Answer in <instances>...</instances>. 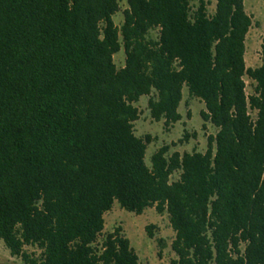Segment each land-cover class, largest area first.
<instances>
[{"label":"trees","instance_id":"16d2710c","mask_svg":"<svg viewBox=\"0 0 264 264\" xmlns=\"http://www.w3.org/2000/svg\"><path fill=\"white\" fill-rule=\"evenodd\" d=\"M125 2L116 26L120 0H0V240L24 264H141L121 228L104 234L116 203L167 215L170 264H264V36L246 68L244 0ZM183 89L216 133L147 165L135 105L173 127Z\"/></svg>","mask_w":264,"mask_h":264},{"label":"rangeland","instance_id":"374dc122","mask_svg":"<svg viewBox=\"0 0 264 264\" xmlns=\"http://www.w3.org/2000/svg\"><path fill=\"white\" fill-rule=\"evenodd\" d=\"M199 0H191V5L196 6ZM207 3V10L209 14L214 12L215 0H204ZM244 7L246 13L251 17L252 26L246 36L245 41V65L246 68L254 69L260 66V44L264 36V0H244ZM121 12L113 16V21L116 26L122 23V10L126 8L125 0H120ZM152 36H156V32H152ZM113 61L117 69L124 65L125 54L121 49L114 55ZM245 81V94L250 96L253 94L254 84L248 79ZM139 112V119L134 123V131L137 137L150 135L154 138L146 148L145 162L150 165V157L162 145L171 146L183 136L184 131L196 133L195 139H189L183 145H176L171 147L170 154L178 152L183 154L185 152L191 153L193 151L204 153L206 151L207 137L213 136L216 129L210 124H205L206 129H202L203 121L200 118V112L204 110V104L197 99H190L187 95L186 89H183L182 101L179 105L178 112L182 116V120L176 123L173 127L165 128L163 121L154 122L148 110V97H141L139 102L135 105ZM189 113V117L187 114ZM250 116L255 119L256 112L250 111ZM176 175L173 179H176ZM105 228L104 234L111 233L116 228H121L122 234L126 236L131 247L139 257L141 264H170L175 259L174 253L171 251L170 245L174 239V233L169 227L168 217L166 214L158 215L153 208L146 209L142 215L136 216L122 210L116 203L110 212L104 216ZM152 225L153 238L150 239L145 233V227ZM163 240L162 249L157 241ZM243 248V246H242ZM28 254L38 257L40 251L35 247H25ZM160 252V255L158 253ZM0 255L16 264H19L18 258L12 257L6 249L3 242L0 240Z\"/></svg>","mask_w":264,"mask_h":264},{"label":"flooded vegetation","instance_id":"af4514ba","mask_svg":"<svg viewBox=\"0 0 264 264\" xmlns=\"http://www.w3.org/2000/svg\"><path fill=\"white\" fill-rule=\"evenodd\" d=\"M11 258H12V256H11ZM0 264H16V263L14 261H11L7 258H4L3 256L0 255ZM19 264H24V263L20 260Z\"/></svg>","mask_w":264,"mask_h":264},{"label":"built area","instance_id":"2783aa9c","mask_svg":"<svg viewBox=\"0 0 264 264\" xmlns=\"http://www.w3.org/2000/svg\"><path fill=\"white\" fill-rule=\"evenodd\" d=\"M252 118V117H251ZM252 120L254 121L255 119L252 118Z\"/></svg>","mask_w":264,"mask_h":264}]
</instances>
